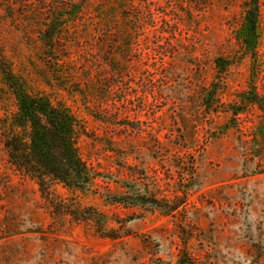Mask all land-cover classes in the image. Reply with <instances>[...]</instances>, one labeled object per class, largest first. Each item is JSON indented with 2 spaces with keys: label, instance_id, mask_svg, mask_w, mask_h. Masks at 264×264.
Masks as SVG:
<instances>
[{
  "label": "rangeland",
  "instance_id": "obj_1",
  "mask_svg": "<svg viewBox=\"0 0 264 264\" xmlns=\"http://www.w3.org/2000/svg\"><path fill=\"white\" fill-rule=\"evenodd\" d=\"M242 1L89 0L62 63L38 38L42 0H0L1 65L71 108L91 177L83 192L52 184V209L0 142V264H175L183 249L209 264H264V0L253 63L235 37ZM109 3L124 6L111 32L92 16ZM217 57L230 60L224 72ZM249 88L262 105L232 115ZM13 111L0 75V116ZM127 191L181 204L164 216L108 202ZM74 208L103 213L116 238L72 219Z\"/></svg>",
  "mask_w": 264,
  "mask_h": 264
},
{
  "label": "trees",
  "instance_id": "obj_2",
  "mask_svg": "<svg viewBox=\"0 0 264 264\" xmlns=\"http://www.w3.org/2000/svg\"><path fill=\"white\" fill-rule=\"evenodd\" d=\"M42 4L47 6L48 11L44 28L38 32L44 53L66 63L64 59L58 58L57 54L61 52L66 30L87 15L85 10L89 0H42ZM122 7L124 6H118L115 3H109L108 6L98 4L94 7L92 16L102 21L105 30L111 32L113 12ZM241 8L242 19L235 37L243 52L251 57L253 63L261 39L258 0H243ZM126 46L130 48L131 43ZM61 57L69 58L65 55ZM229 63L230 60L222 57L214 60L218 72H224ZM0 75L15 101V111L9 114L3 113L0 116V142L6 154V162L19 175L34 182L40 196L48 200L51 208L54 209L53 203L49 201L52 184H59L67 190L80 192L86 191L90 186L89 170L78 147V139L84 132L81 121L62 101H53L43 93L29 91L24 80L13 73L7 65L0 63ZM64 86L58 84L60 89L67 91ZM261 102L262 98L253 88H249L242 95L238 106H232L231 113L236 116L240 112L239 107L244 103L261 106ZM108 200L111 204L141 207L145 211L157 212L164 216L178 213L177 208L181 204L180 202L169 203L153 195L128 191L109 197ZM78 209L74 208L67 213L74 220L91 218L97 220L98 233L112 239L116 238L113 229L103 228V224L107 221L103 213L90 208H87L88 213ZM175 264L209 263L192 257L183 249Z\"/></svg>",
  "mask_w": 264,
  "mask_h": 264
}]
</instances>
